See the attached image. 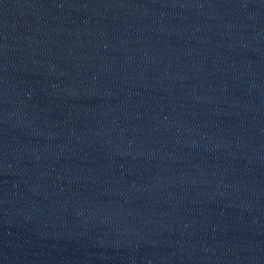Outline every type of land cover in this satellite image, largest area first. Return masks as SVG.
Here are the masks:
<instances>
[{
  "label": "water",
  "instance_id": "1",
  "mask_svg": "<svg viewBox=\"0 0 264 264\" xmlns=\"http://www.w3.org/2000/svg\"><path fill=\"white\" fill-rule=\"evenodd\" d=\"M0 264H264V0H0Z\"/></svg>",
  "mask_w": 264,
  "mask_h": 264
}]
</instances>
